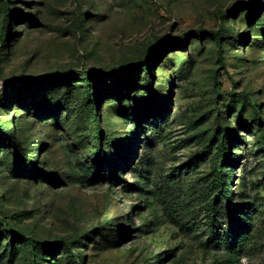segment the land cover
Listing matches in <instances>:
<instances>
[{
	"label": "rangeland",
	"instance_id": "obj_1",
	"mask_svg": "<svg viewBox=\"0 0 264 264\" xmlns=\"http://www.w3.org/2000/svg\"><path fill=\"white\" fill-rule=\"evenodd\" d=\"M4 19L0 264L58 240L39 264H264V0H0Z\"/></svg>",
	"mask_w": 264,
	"mask_h": 264
},
{
	"label": "trees",
	"instance_id": "obj_2",
	"mask_svg": "<svg viewBox=\"0 0 264 264\" xmlns=\"http://www.w3.org/2000/svg\"><path fill=\"white\" fill-rule=\"evenodd\" d=\"M249 6H251V4H249ZM255 12H256V7L254 6L253 7V12H252V14L249 16L250 18H248V20H247V22L250 20V19H252V17L255 15ZM5 17H6V19H7V17H9V12H8V10L6 9L5 10ZM6 19H4V23H3V25H2V27H1V29H0V46L1 45H3V43H4V33H5V27H6ZM204 34L203 33H201V34H199V37L201 36H203ZM212 38L214 39V41L216 42V44H217V46L218 47H220V41H221V38L220 37H218V35H212ZM181 43V42H180ZM137 67L138 68H140V70L143 72V73H145V79H147V77L150 75V69H149V66L147 65V63L145 62V60L144 59H142V60H140L138 63H137ZM137 68V69H138ZM122 71H118V70H116L115 72H114V75L113 76H111L112 77V79H114L115 78V76H116V74H120ZM126 73H129V72H132V70L130 71V70H128V69H126V71H125ZM115 83H118L119 81H120V78L119 79H114L113 80ZM52 83H54V82H52ZM83 85H84V88H85V94H86V96H87V98H89V103H93V98H92V96H91V88H90V84L88 83V82H86L85 81V79H83ZM35 90H37L36 88H35ZM115 90V92H117L119 95H120V86L117 88H115L114 89ZM149 91V94H151L152 92H153V89L152 88H149L148 89ZM38 91V90H37ZM49 96H51L50 94H48V93H43L42 94V96H41V98L43 97V100H41L40 102L42 103V105H43V103H44V100L46 99V98H49ZM45 98V99H44ZM37 103H39V102H37ZM153 103H154V100L153 101H150V105H151V107H152V105H153ZM53 109L54 108H48L47 110H46V112H52L53 111ZM151 110H153V111H156L153 107L151 108ZM58 112V111H57ZM158 113H160V112H158ZM155 116H158V114L157 113H155ZM136 121L138 122L139 121V118L137 119L136 118ZM92 129H93V140H94V148H95V155H94V160H95V165L96 166H102V163H103V161H104V152H103V139H102V132H101V127H100V125H99V118H98V115L97 114H93V122H92ZM1 136H6V134L4 133L3 135H1ZM10 140L11 141H13L14 142V140H15V136L13 135V137L12 138H10ZM225 141H226V138L225 137H221L220 138V143H219V145H218V154H219V160H218V163H217V165H216V167H215V169H214V172L219 176V178H221V179H223L224 177H223V171L227 168V166H226V164H228V163H230L231 162V159H232V157H231V154H230V148H228L226 145H225ZM4 145H5V143H4ZM113 146L115 147V148H118V144H116L115 142H113ZM13 153L15 154V156H17L16 154H19L20 153V151H19V146L18 145H16V147H15V150L13 151ZM129 154H130V152H126L125 154H124V156L123 157H121V159H120V163L122 162V161H124V160H127L128 159V157H129ZM230 154V155H229ZM19 157H21V159H23V160H25V161H27L26 163V168L27 169H31V167H32V164H31V162L29 161V159L28 158H24L22 155H20ZM29 165V166H28ZM118 166L119 165H114V166H112V167H110L109 168V177H110V180H116V177H115V174H116V172H117V170H118ZM102 169V168H101ZM36 169H33V171H31V173L32 174H37L38 172L37 171H35ZM106 170H105V168H103V170L101 171V173L103 174V175H106ZM95 177H97L98 178V174L97 175H95ZM100 177V176H99ZM227 193H229V186H225V184L224 183H222V187L220 188V190H219V192H218V197H222V199H226L227 198ZM228 212V211H227ZM217 213H219V212H213L212 213V217H211V219H212V223H214V221H215V219H216V216H217ZM239 214H241V215H245L246 214V212L245 211H243V212H241V213H239ZM227 219L229 220V223H232L233 221H234V218H232V216L231 215H228L227 216ZM227 219H226V221H227ZM241 227V226H240ZM18 244V243H17ZM69 246L68 247V250H70V247L72 248V246H74V242L73 243H71V242H65V241H60V240H58V241H56L55 242V244H50V245H47V246H41V245H34L33 246V248H32V254H33V264H39L38 263V258H40L41 259V261H42V263H48L47 262V260H45L46 258L45 257H47V255L49 254V253H52V251L54 250V248L55 247H59V246ZM69 253V252H68ZM73 257V256H72ZM73 259L74 260H81V259H79V257H77V256H74L73 257ZM78 264H84V259L81 261V262H79Z\"/></svg>",
	"mask_w": 264,
	"mask_h": 264
}]
</instances>
